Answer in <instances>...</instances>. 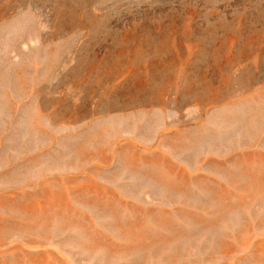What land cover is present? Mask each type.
Returning a JSON list of instances; mask_svg holds the SVG:
<instances>
[{"label":"rangeland","instance_id":"374dc122","mask_svg":"<svg viewBox=\"0 0 264 264\" xmlns=\"http://www.w3.org/2000/svg\"><path fill=\"white\" fill-rule=\"evenodd\" d=\"M0 264H264V0H0Z\"/></svg>","mask_w":264,"mask_h":264}]
</instances>
